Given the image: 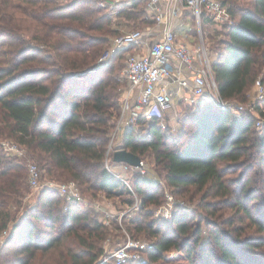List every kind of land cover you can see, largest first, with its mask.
I'll return each instance as SVG.
<instances>
[{
  "label": "trees",
  "instance_id": "1",
  "mask_svg": "<svg viewBox=\"0 0 264 264\" xmlns=\"http://www.w3.org/2000/svg\"><path fill=\"white\" fill-rule=\"evenodd\" d=\"M228 1L220 0L224 6ZM142 2L134 0L130 8L118 13V17L135 18L139 13L144 23H152L146 15L145 4L138 8ZM97 4L95 0H66V3L57 0H0V27L1 23L7 24L5 33L13 29V32L17 31L16 24L11 23L15 14L30 17L38 27L33 39L46 44L56 56L48 58L49 64L56 67L54 76L33 78L39 74L38 70L29 74L21 71L20 66L35 59L34 56L18 60L20 51L8 49L0 53V143L6 138L13 139L16 145L24 148L27 158L41 164L47 174H54L55 178L58 173L56 179L75 180L80 192L84 187L85 190L103 191L109 196L132 194L140 200L143 209L147 203L157 201L156 187L148 184L146 177L133 173L130 189L114 177L104 163L110 129L120 111L118 86L122 82L125 85V81L101 76L105 68L109 71L112 68V59L103 65L97 62L112 30L107 27L111 17L103 14ZM7 8L14 12H8ZM227 9L236 19L231 24L221 25L226 39L222 40L212 67L221 98L242 101L264 66V0H251L249 7L244 8L232 3ZM92 32H100L102 36ZM17 40L24 42L20 38ZM9 43L13 45V42ZM120 53L125 55L124 50H119L113 57ZM187 108V124L193 128L181 148H162L163 133L157 121L151 122L141 135L133 129L126 130L123 148L137 154L142 161H145L144 152L153 151L156 161L163 165L169 186L194 185L200 191L212 187L218 195L229 193L219 168L220 162L244 166L251 161L255 148L262 155L260 163L264 166V125L259 135L253 114L242 111L236 115L232 108L221 110L206 99L188 104ZM26 188L27 164L21 158L3 153L0 145V259L6 247L14 243L27 256L19 257L14 263L33 264L38 252L42 256L52 247H59L69 233L63 231L68 229L72 240H69L70 246L62 264H96L102 252L97 242L104 238L103 225L93 221L90 223L92 227L87 228L86 222L90 219L80 210L81 202H68L56 189L47 186L40 190L33 205L26 206L28 213L16 218L9 205H20ZM134 202L131 197L124 200L126 206ZM236 203L244 207L239 200ZM142 214L146 219L149 217L147 211ZM187 216L179 210L172 213L169 223L179 236L187 235L191 230ZM131 223L136 224L135 220ZM38 224H41L40 228ZM171 224L162 232L146 225L155 237L147 252L150 263L166 261L165 252L170 249L184 251L181 243L171 235ZM72 225H78L86 236ZM141 225V222L137 223L135 229L141 231ZM55 227L58 228L54 233ZM260 230L264 231V227ZM194 231L196 246L201 226L195 227ZM219 234L218 229L211 228L210 235L220 253V264H249L237 248L222 240ZM2 237L6 238L3 243ZM184 243L185 259L194 263L195 246ZM258 243L248 239L240 245L250 249ZM75 246L79 248L74 250ZM202 264L211 263L203 259Z\"/></svg>",
  "mask_w": 264,
  "mask_h": 264
},
{
  "label": "rangeland",
  "instance_id": "2",
  "mask_svg": "<svg viewBox=\"0 0 264 264\" xmlns=\"http://www.w3.org/2000/svg\"><path fill=\"white\" fill-rule=\"evenodd\" d=\"M95 1H97V5L102 8L101 12L103 14L107 13V15L111 17L110 24L107 27L112 30V33L107 35V37H109V41L103 45L97 62L110 47L111 41L113 37L116 36V33H120L122 30H130L134 28L141 29L144 26H151L152 24L150 22L148 24L144 23L141 20L139 13L135 14V18H128L126 16L122 18L118 17V15H116L117 17L115 16V18L114 15L111 14L108 7L100 5L101 2L105 0ZM218 1L220 2V0ZM57 2L66 3V0H57ZM250 2L251 0H229L225 6L227 7L232 3H235V5L244 8L249 7ZM143 4L144 2H142L138 8L143 7ZM7 9L8 12H14L9 8ZM184 9L185 11L182 15V21L187 26L179 32V37L183 38L185 34L190 33L192 34V44L197 45L200 40V31L207 53L209 54L211 60H215L217 53L222 46V40L226 39L224 29L220 24L205 22L204 20L199 29L193 12L187 8ZM235 19L236 16L233 18V21ZM11 23H13V26L16 24L14 28L19 32H13V29L12 31H7L5 33L7 24L4 26L1 23L0 28L3 30L0 32V53L3 54L5 50L8 49L16 52L20 51L18 60L22 57L28 58L34 56L35 59L27 60L20 66V70L29 72V74L32 73L33 70H38L39 74L33 75V78L54 76L53 71L56 67L49 64L48 58L51 55V59L56 58V56L54 57L55 54L49 50V47L46 44L39 42L38 39V41L33 39V36L36 34L35 28H38L36 25L37 23L30 17L22 16L21 13L15 14L14 20ZM92 33L97 35L100 34V36H102L100 32ZM16 38H20L24 42L21 43ZM183 40L187 41V36L184 37ZM10 41L13 42V45L11 46L9 43ZM124 52L126 54L127 51L125 50ZM109 59H112V62H110L112 68H110V71L105 68L101 71V76L106 77L108 75L107 77L119 78L122 82L121 79L125 55L123 53H120L115 57L111 55L107 57L105 62L107 63ZM258 79H261L264 84V66L258 71L255 81L246 91L244 100L241 101L238 99H231L228 101V106L232 108L231 111L236 115H240L242 111L250 112L255 117V120H257V118L262 119L264 125V102L261 103L256 100L255 106L253 107V101L255 100L256 94L255 85ZM124 86L123 82L118 86L120 98L121 91ZM258 104L260 105L258 106ZM187 105L186 101L178 99L177 97L167 109L164 118V127L160 126L163 133L162 140L164 141L162 148L166 147L172 150H177L187 143L188 132H190L193 128V125L189 123L187 124ZM239 106H242L243 108L239 109L240 112L238 113L235 108H238ZM115 123L116 120L114 122V126ZM112 129H110L109 140L106 148L108 147L111 139ZM255 129L259 135L262 134V130L261 128H257L256 122ZM6 142L14 143V141L11 138L1 140L0 145L2 152L8 154L5 149ZM253 152L254 156L251 157V161L249 160L246 162L244 166H242L241 163H232L227 161L219 163V168L223 173L225 188L229 191L227 195H218L216 190L212 187H207V190L204 189L200 191L194 185H184L178 187L169 186L165 180L163 165L161 162L156 161V156L151 150L144 152L143 157L145 160L144 162L149 167L150 171L146 177V182L157 189L155 191V195L157 196V201L155 203H147L142 209L140 208V200L132 194L128 195L125 193L121 196H109L103 191L85 190V188L82 187L83 191L80 192L82 201L79 208L81 211L85 212L87 216H89L90 222L89 220L86 222V225L88 226L87 228L92 227V224L90 223L93 221H97L104 227V238L97 242V245L102 249V252L98 257L96 264H99L100 260L118 243H123L127 240H136L146 243L147 245H152L155 237L149 233V226L146 225H152L153 230L157 228L160 229L161 232L164 231L165 228H167V225L171 224L169 222L172 213L175 210L187 213V222L188 225L191 226L190 232H188L187 235L182 236H179L178 233L174 231L173 224H171V227L169 228L171 229V235L181 243V248H183L184 251L170 249L165 252L166 261H156L150 263L147 257V252L151 249V247L146 248L141 252L142 261L135 262L136 264H202L203 259L208 260L211 264H220V253L212 241V236L210 235L211 228L218 229L222 240L231 242V245H233L234 248H237L236 250H238L240 256L249 264H264V231L260 230V227H264V166L260 163V157L262 155H260L258 150L255 148L253 149ZM15 157L21 158L22 162H25V164L33 162L40 167L42 181H48L50 180V176L54 175L47 174V172L41 167V164L34 159L27 158L26 152L20 157ZM115 167H119V163H117ZM55 175V178L53 176L51 180L58 183L73 180L70 178L56 179V177H58V173ZM133 180L134 177L131 178L132 182ZM77 186L79 188L78 184ZM243 189L247 191H244ZM39 193L40 191L31 189L27 184L21 204L17 206L14 203H10L9 205L13 216L20 218L21 216L26 215L28 213L26 206L33 205L37 201ZM128 197L133 198L135 201L134 204H137L136 207H133L134 204L131 206L125 205L124 200ZM237 200H239L240 203L242 202L244 205L243 208H241V205L239 206L238 203H236ZM141 210L149 213V217L147 219L143 217V212L141 213ZM132 220H135L136 224L141 222L143 229L141 231H137L135 229L136 224L131 223ZM40 226L41 224L37 225L39 228ZM197 226H201V233L195 246V243L193 242L196 235L194 229ZM57 228L55 227L54 233ZM72 228H77L79 230L78 225H72ZM66 232L69 233L59 247H52V249L47 251V253L42 256L40 255V252H38L32 263L62 264V259H64L67 255L66 249L70 246L69 240H72V236L70 235L71 232L68 229L63 231V233ZM79 233L86 236V233L82 230H79ZM248 239L252 242L258 241L259 243L255 245V248L250 249L240 245L241 242ZM5 240L6 238L4 239V237H2L1 243ZM184 241L187 245L195 246L193 250L194 263L189 262L188 260L186 261L185 259L186 252L185 245L183 246ZM78 248V246H75L74 250H77ZM205 253H208V255L205 256ZM19 257L26 258L27 256L13 243L6 247L0 260L3 261L2 264H15V260Z\"/></svg>",
  "mask_w": 264,
  "mask_h": 264
},
{
  "label": "built area",
  "instance_id": "3",
  "mask_svg": "<svg viewBox=\"0 0 264 264\" xmlns=\"http://www.w3.org/2000/svg\"><path fill=\"white\" fill-rule=\"evenodd\" d=\"M134 0H105L101 6L108 7L111 14L118 15L124 9L130 8ZM148 18L157 24L154 36L144 42L146 51L138 53L133 50L140 46L144 30L134 28L122 30L113 37L110 47L99 58V64H105L107 57L119 50H126L122 80L125 86L121 91L120 111L114 128L111 131V139L105 152V166L110 173L126 184L130 189V178L133 173L147 177L149 167L143 161L141 166H132L125 162H113L112 156L115 150L123 148V135L128 129H133L141 135L147 126L157 121L164 127V118L167 109L175 98L194 104L200 99H206L215 103L219 109L231 108L228 101L223 100L218 93L217 83L214 78L212 61L203 43L200 34L198 44H188L183 41L188 33L179 37V32L186 28V24L179 20L181 8L191 10L196 18L198 28L206 22L216 24H231L233 18L218 0H142ZM117 17V16H116ZM115 17V18H116ZM178 18L175 25L174 20ZM161 24V26H159ZM190 29V27H189ZM151 31V30H150ZM255 101L264 99V84L261 79L256 81ZM242 106L235 108L236 111ZM257 128L263 125L262 119L257 118ZM8 155L22 156L24 148L15 143L5 144ZM119 163V167H115ZM27 184L33 190L40 191L47 186L56 189L63 195L66 201L81 202L82 197L77 183L73 180L58 183L53 180L42 181L41 170L30 162L27 164ZM134 204L133 207H136ZM6 231L3 232V235ZM136 240H127L118 243L99 262H111L112 264H131L141 262V252L150 248Z\"/></svg>",
  "mask_w": 264,
  "mask_h": 264
},
{
  "label": "crops",
  "instance_id": "4",
  "mask_svg": "<svg viewBox=\"0 0 264 264\" xmlns=\"http://www.w3.org/2000/svg\"><path fill=\"white\" fill-rule=\"evenodd\" d=\"M184 11H185V9H184V7H182L181 8V13H180V17H179V20H182V15H183V13H184ZM151 20V19H150ZM152 21V24H151V26H144L142 29L144 30V33H143V37H142V43H141V45L140 46H137V47H134L133 48V50L135 51V52H138V53H144L145 51H146V45L144 44V42L145 41H147L148 39H151V37L152 36H154V27H156L157 26V24H155L154 23V21L153 20H151ZM178 23V18L176 19V20H174V23H175V25ZM159 26H161V24L159 25ZM152 28L153 27V29H148V28ZM191 37H192V34H188V36H187V41H185V42H187L188 44H191L192 43V39H191ZM184 41V40H183ZM176 99V98H175ZM179 99V98H178Z\"/></svg>",
  "mask_w": 264,
  "mask_h": 264
},
{
  "label": "water",
  "instance_id": "5",
  "mask_svg": "<svg viewBox=\"0 0 264 264\" xmlns=\"http://www.w3.org/2000/svg\"><path fill=\"white\" fill-rule=\"evenodd\" d=\"M112 159L115 162H125L132 166L143 165V161L137 154L131 151H128L124 148L115 150L113 153Z\"/></svg>",
  "mask_w": 264,
  "mask_h": 264
}]
</instances>
